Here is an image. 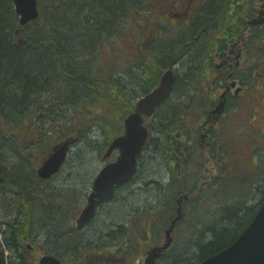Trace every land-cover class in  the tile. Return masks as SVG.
Returning <instances> with one entry per match:
<instances>
[{"label":"trees","instance_id":"1","mask_svg":"<svg viewBox=\"0 0 264 264\" xmlns=\"http://www.w3.org/2000/svg\"><path fill=\"white\" fill-rule=\"evenodd\" d=\"M52 1L54 7L46 19L43 20L42 16L21 28L13 0H0V164L5 165L10 158L17 162L13 167L14 184L11 185L9 179L12 177L8 178L6 173L5 181L0 184L2 197L13 193L12 187L17 190L13 200H17L16 205L7 203L3 207L8 214L7 220L2 217L1 223L6 245L17 246L23 237L28 241L30 238L52 241L56 246L62 240L57 248L66 250L65 256L68 250L72 256L77 255L73 263L85 258L81 253L86 250L82 247L90 243H96L95 255L124 253V248L127 252L130 247L136 248L140 241L147 242L150 238L155 241L161 235V229H166L176 215V200L182 191L197 195L201 203L207 202L201 198L205 195L213 206L211 211L207 208L203 213L202 208L185 210L194 211L200 217L206 216V223L198 229L195 221L192 222L197 228L196 239H190L187 249L183 247L177 251L173 245L171 252L159 259V264L197 263L232 244L252 221L261 203L256 204L254 198L246 202L249 196L259 194L260 186L255 176L260 179V173L255 175L256 169L251 168L248 161L238 158L237 150H232L221 136L222 126L220 143L214 142V129L210 131L215 149L220 153L214 159L212 175H207L203 169L205 162H196L189 150L192 142L200 150L195 137L203 128V117L217 104L216 89L222 87L221 81L236 79L249 94L255 95L258 91L264 82V46L260 44L256 55L245 54L239 65L232 66L226 73L223 71L221 76L215 72V52L227 48L235 28L228 0H211L205 9L194 8L188 24L179 26L181 32L173 35L172 42L167 43L162 51L157 44V48L149 52L146 47L139 46V40L137 51L126 59L129 62L125 71L131 79L139 82L144 93L158 85L162 68H176L173 95L156 114L160 122L154 127L153 138L145 152H150L148 160L160 169L150 176L151 180L143 188V191L152 190L151 194L145 192L143 195H150L153 199L136 206L133 213L131 210L127 215L118 212L110 224L103 221L93 231L92 238H84V232L66 230L68 215L60 205L54 201L52 204L42 203L40 207V204L35 205L29 181L35 180L36 172H32L27 163L43 162L53 146L69 137H76L78 144L91 147V160L96 163L109 144L122 133L124 119L133 112L134 102L116 83L112 61L110 68L99 73L91 69L86 59L93 57L91 61L96 62V48L104 38L124 35L127 19L139 10L150 16L151 10L154 11L153 2L157 0H106L105 5L101 0ZM251 44L258 45L247 41L248 46ZM79 58H84V62L79 63ZM53 95L64 102L66 109L57 107L61 113L55 109ZM239 98L229 97L227 106L236 104ZM245 100L244 97L238 102V109L234 112L237 118L242 116L239 110ZM96 131L100 132L98 138L94 136ZM36 152L40 154L39 159H32L31 155ZM87 152L78 154V158L73 156L67 163L70 166L68 176L78 181V189L90 184L89 172H84ZM263 153L260 151L256 159L259 160ZM22 155L27 163L22 160ZM71 162H74L72 166ZM188 164L194 165L196 174L189 173ZM78 169L81 172L75 174ZM199 171L202 172L199 174ZM140 173L141 169L138 175ZM138 175L132 183L139 179ZM58 199L60 201L59 196ZM188 203L185 202V206ZM104 206L106 204L99 207L94 220ZM13 209L15 215L18 214L15 219H11ZM41 210L43 214L45 212V222L41 219ZM130 213L138 217L134 230L128 227ZM57 248L54 246L51 253L66 264L64 252Z\"/></svg>","mask_w":264,"mask_h":264},{"label":"rangeland","instance_id":"2","mask_svg":"<svg viewBox=\"0 0 264 264\" xmlns=\"http://www.w3.org/2000/svg\"><path fill=\"white\" fill-rule=\"evenodd\" d=\"M106 0H101V4L105 5ZM164 6H159L157 9V12L151 10V14L149 16V13H144L141 10H139V13L132 15L129 19H127L126 24H125V33L122 36H112L108 38L106 36L103 40V42L100 44L99 47L96 48L97 51V57L94 58L96 62H92L91 58H87L89 66H91V69H95V72L103 73L105 68H110L111 66V61L114 63V67H112L113 73L117 79L116 83L122 90L124 91V94L127 98L131 99L132 102L136 103L137 99H139L140 96L144 94V90L141 88V85L139 84L138 81L131 79V77L126 74V63L129 62V60H126L130 54H133L135 51H137L136 45L141 40L139 43V46L144 49H148L149 52H151L152 47L150 46L151 40L150 37L154 35L153 31H158V36L161 38L159 41L160 44V50L165 49L166 42L169 41V32L172 31V27H174L167 19L164 18V9L166 11L169 10L168 3H163ZM54 7L53 1L52 0H41V9L43 12V20L46 19L48 15H50V11ZM156 14L159 15V24H155V19H156ZM164 18V19H163ZM104 37V36H103ZM151 43V44H149ZM153 45V44H152ZM98 49V50H97ZM95 51V52H96ZM84 58H79L78 62H84ZM77 62V64H78ZM220 61L217 60L216 63H219ZM104 63H106V66H104ZM162 71L164 72L165 69L162 68ZM92 72V71H90ZM218 91L217 93V100H219V95L222 93V88L219 87L216 89ZM85 96V95H83ZM87 96V94H86ZM233 96H239L244 100V97L247 98L245 100L243 107L239 110L242 115L241 117H236L234 115L236 109H238V102H242V99L239 98L237 99L238 102L235 104L230 103L229 106H225V115L222 116L219 120V123L216 125V128L209 127L212 124L211 117L203 120V131L201 133H198V135L195 137L196 140L198 141V146L200 150L198 151L196 147L193 146V142L191 143V147L189 150V154L192 155L193 158H196V162H205V166L203 169L207 172V175L210 173L212 175L211 169L213 168L214 165V159L215 157H218L219 151H216L214 143L211 138V133L215 132V140L214 142L220 143V138H219V130L221 129V136L228 141V144L232 147V150H237V154L239 155V159H241L244 162H247L250 164L251 168L256 169L255 175H258L260 173V179L256 177V182H259L260 186V191H258V195L256 196H249L246 200V202H249V199L253 201H257L256 204L262 202L264 198V82L261 83V86L259 87L258 91L255 93V95L249 94V92L246 91L244 88L243 91H241L238 95ZM232 96V97H233ZM216 97V95H215ZM214 97V98H215ZM193 98V95L191 96ZM53 99V100H52ZM52 101L56 104L55 109H57L58 106H63L62 109H66L64 106V102L59 100L58 97L53 95ZM182 99L184 100V96H182ZM177 101V100H176ZM178 108V105H177ZM176 108V109H177ZM59 113L62 111L58 108L57 109ZM245 114V115H243ZM220 115H218L217 118H219ZM146 123L148 126H153L152 130V136L154 134V127L160 122L159 117L153 116L151 118H146ZM205 128H208V131H204ZM212 130V132H210ZM207 134L205 137V141L210 143V146H212V153L208 150V147L206 143L203 141L204 139V134ZM100 134V132H99ZM96 131L94 134L95 138H98L99 135ZM199 136L201 138V145H199ZM153 137H150V140ZM149 140V143H150ZM237 141H238V146H237ZM59 143V142H58ZM201 146V147H200ZM149 148V146H147ZM20 149L19 151H21ZM86 150H88V156H87V162L86 166L84 167V172H89V181L90 184L88 186H83L82 188L78 189L77 182L73 179H71L70 175L68 176L70 169L67 164L63 168V170L55 175L52 179L49 180H41L38 181L37 177L35 178L34 181H29L30 184V193L32 195V198L34 199L35 205H39V207L42 205V203L47 204H52V201L55 202L57 206L60 208L66 210L67 212V224L65 225L66 230L68 231L71 229H74V232H84L83 236L84 238H92L93 237V231L97 229L103 221H105L107 224H110V222L114 221V215L119 214L120 212L123 213L122 215H127L129 214L130 210L131 213L135 212L132 209H137L136 206H141L144 203L150 202L153 198L152 196L148 195H143L145 192H149L150 194L152 193V190H146L143 191V188L146 187V182L150 181V176L154 173H157V171L160 169L155 167L153 163H151L148 159L150 156V152L144 153L142 156V159L140 160V169L141 173L139 176V179H137L134 183L123 187L120 189V192H118V196L116 199H114L112 202H109L106 204V206L103 207L101 211V214L99 217L93 221L91 226H88L85 230L83 231H78L75 229V222L76 219L79 217L82 209L85 207L87 203V198L89 194L91 193V186L94 178L97 176L101 168L105 165L106 162H111L115 161L117 158L118 153H115L110 159H108L106 162L103 161L102 158L98 157L99 159L97 160L96 163H94L91 158H92V153H91V147H87L84 144H78L75 143L69 159H72L73 156L78 158V154L85 153ZM147 150V149H146ZM261 151L262 156L259 158V160L256 159V155L259 154ZM17 152V151H16ZM15 152V153H16ZM217 152V154H216ZM21 155V153L19 152ZM18 155V156H20ZM214 155V157H213ZM245 155V157H244ZM32 159H39L40 154L36 152V154H32ZM213 157V159H212ZM19 158V157H18ZM22 160L24 156H21ZM245 158V160H244ZM68 159V161H69ZM212 159V161H211ZM12 159H8V161L4 162L1 164L2 166V171L5 177L6 175H9L8 178L12 177L9 179V181L12 183L11 185L14 184L15 180V172L13 170V167L17 165V162L11 161ZM27 163V160H25ZM257 161V163H256ZM212 162V163H211ZM68 163V162H67ZM40 162L39 160H35L32 163H27V165L32 169V172H36ZM74 162H71L70 165L72 166ZM189 165V166H188ZM188 171L189 173L193 174L195 173V168L193 167V164H188ZM77 167V165H76ZM72 170V169H71ZM81 172V169L76 170L75 174H79ZM254 171V170H253ZM202 171H199V174ZM196 174V173H195ZM202 177V176H201ZM139 182V183H138ZM192 185V184H191ZM151 186V185H150ZM201 185H199V188ZM153 188V187H152ZM13 190V193H7L5 196H1L0 194V243L2 246H4V257H5V264H10V251L6 246V242L4 241V236L2 234L4 229L2 228V217L7 220V210H3V207L5 204H13L16 205V202H14V196L16 198V189L14 187L10 188ZM122 190V191H121ZM3 190H0V192ZM71 191V192H70ZM201 191V195L203 192ZM10 192V190H8ZM78 192V193H77ZM77 193V194H76ZM185 192L182 191V194ZM76 194V195H75ZM146 194V193H145ZM181 194V195H182ZM58 196L60 197V201L58 199ZM230 196V195H228ZM18 197V195H17ZM247 197V196H245ZM5 200H4V199ZM203 201H207L206 203H201L200 200H197V195L196 196H191L189 197L188 201L189 203L187 206L184 205V222L181 224L176 231V241L174 244V248L178 251L182 249L183 247H186L188 244H190V239L193 237L196 239L197 235L195 234L197 231L196 227L192 226V222L195 221L196 225L202 227L205 225V217H200L197 215L196 212L190 211L187 212L185 210L192 209L194 210L195 208L201 209L202 212H204L205 209H209L210 207L213 206L212 201L209 199V197L201 196ZM149 199V200H148ZM160 198H158L159 200ZM142 200V201H141ZM157 200V201H158ZM8 201V202H7ZM55 205V206H56ZM10 208V207H8ZM11 209V208H10ZM217 208L214 207V210ZM211 211V210H210ZM119 212V213H118ZM18 213V212H17ZM130 213V214H131ZM186 214V218H185ZM13 217L11 219H15V217L18 215H15L14 209H13ZM122 215H119L122 217ZM132 215V214H131ZM129 217L128 220V227L130 229L134 230V225H136L138 217L135 216L134 214ZM143 216V215H142ZM198 216V217H197ZM41 219L43 222H45V212L43 214L41 210ZM146 220V218H144ZM167 229V228H166ZM166 229H161L162 233L160 236H157L158 238L153 241L152 238L149 239V241H140L137 245L136 248L130 247L129 249L124 248V253L123 252H115L111 254L107 253H97L95 251V245L96 243H90L88 246H83L82 249L85 248V252H82L85 256V258L79 262L73 263L77 255H71V252L68 250L66 252L65 256V251L66 250H61L60 248V243L62 244V240L58 241L60 243H57V248L56 245H53L51 242L52 241H45L46 244L44 243L43 240H41V245L44 246V248L47 251H52L53 247L55 246L60 252H64L63 256L67 260L66 264H142L145 260V258L148 255V252L158 246L159 244L163 245L166 241ZM54 240V239H51ZM178 246V247H176ZM62 247V245H61ZM171 248L168 250V253L171 252ZM53 252V251H52ZM96 256V257H95ZM79 257V255H78Z\"/></svg>","mask_w":264,"mask_h":264},{"label":"water","instance_id":"3","mask_svg":"<svg viewBox=\"0 0 264 264\" xmlns=\"http://www.w3.org/2000/svg\"><path fill=\"white\" fill-rule=\"evenodd\" d=\"M39 0H13L16 12L20 15V25L27 26L40 16L38 9ZM264 15V13H261ZM264 19V18H263ZM264 20L258 23H263ZM256 23V21H253ZM176 76L173 70H167L161 77L159 86L152 92L142 97L137 103L135 111L125 120V134L116 138L109 146L104 159L118 150L120 155L117 160L106 165L96 177L92 190L80 217L77 219V229L84 230L95 219L98 207L113 200L117 190L132 182L138 172V158L142 154L149 139V129L144 125V116L151 117L173 94ZM235 86V83L232 84ZM226 93V92H225ZM225 93L222 101L212 112L220 115L225 109ZM73 139L54 147L47 160L39 167L37 174L40 179H50L58 173L67 160L70 145ZM4 177L0 172V182ZM187 199V196H185ZM182 217L181 207L177 217L166 231V242L162 246L151 249L144 264H157L158 258L173 242V231L176 223ZM0 264H3L0 250ZM40 264H62L61 260L53 256H45ZM199 264H264V203L258 214L246 231L228 248L222 250Z\"/></svg>","mask_w":264,"mask_h":264},{"label":"flooded vegetation","instance_id":"4","mask_svg":"<svg viewBox=\"0 0 264 264\" xmlns=\"http://www.w3.org/2000/svg\"><path fill=\"white\" fill-rule=\"evenodd\" d=\"M211 0H166L163 3H168L166 6L169 8L170 16L174 25L187 23L189 20L191 8H206ZM158 3V1H156ZM161 3V6L164 4ZM159 5L155 7L157 12ZM228 7L232 11V18L234 23L233 35L231 34V43L225 50H217L215 54L222 57L223 65L219 71L224 68L230 70L232 66L239 65L240 59L248 55H256L260 51V44L264 46V26L254 24L255 19L261 20L260 15L264 12V0H228ZM204 11V10H203ZM157 15V14H156ZM156 41V40H155ZM247 41L257 42L258 45H247ZM225 88L229 83L222 84ZM230 92V91H229ZM228 92V97L233 96V92ZM30 238V237H29ZM6 239V238H4ZM23 237V241L18 243L17 246L10 245L7 248L10 251V264H40L41 257L45 254H51L49 251L42 249L41 239H32L30 241ZM4 246L1 245L3 262ZM53 255V254H52Z\"/></svg>","mask_w":264,"mask_h":264},{"label":"bare ground","instance_id":"5","mask_svg":"<svg viewBox=\"0 0 264 264\" xmlns=\"http://www.w3.org/2000/svg\"><path fill=\"white\" fill-rule=\"evenodd\" d=\"M173 35H177L178 34V32H174V33H172ZM93 59V57L91 58V60Z\"/></svg>","mask_w":264,"mask_h":264}]
</instances>
